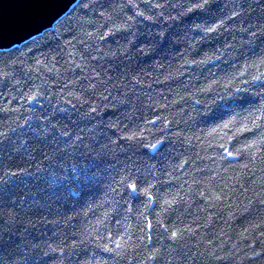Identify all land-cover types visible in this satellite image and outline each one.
<instances>
[{
    "label": "clouds",
    "instance_id": "9594fccd",
    "mask_svg": "<svg viewBox=\"0 0 264 264\" xmlns=\"http://www.w3.org/2000/svg\"><path fill=\"white\" fill-rule=\"evenodd\" d=\"M141 3L151 4L155 8L161 7L155 0H113L110 8H104L100 0H85L83 7L90 12L104 8V11L100 12L102 20L97 22L95 32H90L80 25L75 33L76 43L72 45L70 51L75 52L76 45L83 43L94 58L101 62L107 59L115 64L120 58L118 53H126L127 46L118 42L116 48L109 47L101 53L100 41L106 38L105 32L101 29L107 24L106 32L112 35L131 30L134 17L126 15L125 12L129 6L135 12V17L153 19L140 8ZM219 26L216 25L208 31H215ZM260 31L264 32V29ZM256 36L257 32L253 31L251 37ZM258 47L259 51L257 46L250 42L249 47L240 51L238 58L233 61L234 64H238L243 60L240 70L232 72L227 80L216 78L214 86L204 87L193 94L199 95V98L195 99L183 122L189 128H197L201 124L215 125L207 130L200 128L194 135L181 132H172L169 135L168 117L158 118L159 123L155 127L153 126L155 121L150 119H145L143 124L133 123L132 127L127 124L121 127L122 121L119 118L107 122V127L114 128L119 133V139L125 141L127 147L141 159L151 160L152 157H157L167 160L170 155L167 149L170 145L166 144V141L179 139L182 135L185 143L189 145L194 140L197 142L201 151L196 155L206 163L201 167H195L193 162L191 171H182L184 165L189 162L188 158L182 159L170 170L165 168L163 171H158L155 164L147 163L146 171L151 173L152 179L147 180L145 187H138L135 179H129V175L126 174H121L119 180L110 178L108 165L119 149L116 147V141L111 140L106 133L97 141L99 133L96 131V125L89 128L76 124L68 129L58 128L56 124L49 122L47 127L32 129L36 140L45 145L49 144V137L57 144L64 138L65 143L63 147L58 146L50 152H44V160L40 163L47 161V169L37 164L35 171H30L29 162L33 159V149L25 148L27 141L20 136H17L19 144L11 136L32 120L31 109L27 107L29 101L38 105L43 100L52 105L51 97H55L53 112L66 113L69 108L65 105H70L78 113V120L88 119L91 122L95 119L93 113L99 116L102 110L101 104L95 102L92 97H97L102 102L107 99L105 93L112 95V92L107 80L98 74H90L88 84L80 86V91L76 90L75 80L67 81L64 89L59 92H53L49 81L43 78L40 82L34 83L27 92L21 87L19 91L23 92L24 111L30 114L23 119L17 115L7 121L0 120V145L6 141L10 142L15 159L8 156V160L12 162L13 167H18L19 163L24 167L21 171H10L5 165L3 174L0 175V187L9 181L15 184L14 177L25 181L24 187L34 180L42 183L46 187L49 199H54L61 205L74 204L68 209L71 214L63 221L45 218L44 222L59 226L61 223L71 224L75 220L78 226L76 231L71 232V236L76 237L71 242L66 243L68 237L62 231L54 232V235L59 237V243L34 242L24 236V232L36 226L34 221L29 219L25 222L23 217L17 220L14 211L5 214L4 210H0V264H156L157 261H161L162 264H218V262L245 264L247 260H253L255 264H264V255H261L260 251H252L250 246L249 250L245 251V246L237 248L236 243H232L231 248L226 251L224 244L228 242L229 234L225 227L218 231L213 229V233L204 231L211 225L212 217L223 221L228 228H231L232 222L244 217L246 227L242 230L232 229L241 240L250 239L253 232L264 228V41H261ZM186 62L197 66L203 63ZM36 65L37 70L43 67L60 79L61 69L56 68L53 62L45 64L42 59L37 58ZM85 65L86 62L81 60L79 66L82 71H86ZM62 67L67 71L73 64L66 61V67ZM5 75L9 74L0 70V81ZM104 76H107L106 72ZM133 79L138 80L137 77ZM93 80L96 82L93 83ZM113 101L125 103L113 95L112 101L105 107L112 106ZM175 103L176 99L167 103L156 100L154 105L150 102L146 107L165 108ZM0 112H19V109L0 106ZM217 113L220 115L217 116ZM134 115V110L123 113L124 119L130 122ZM210 117L212 119H209ZM217 119L222 122L216 123ZM53 130L59 135L57 136ZM229 133L231 138H237L244 133H253V136L245 138L236 149L235 155L228 153L233 160L241 155L247 159L240 164L229 163L224 166L228 157L217 154L215 148L220 146L221 141L226 142ZM68 137L72 139L68 141ZM85 137L96 141V146H90L85 142ZM209 149L213 151L209 152ZM82 159L85 162L82 163ZM78 169L86 170V179L76 174ZM71 176L80 181L81 188L73 184ZM185 176L188 179H184ZM197 176L199 178H196ZM174 181L180 182L178 190L170 189L163 194L153 191L157 184ZM61 184L64 187H60ZM133 184L136 185L135 190L131 187ZM125 188L132 194L144 197V201L143 206L136 211L138 225L128 223L122 233L116 234L122 224L118 220L115 226H111L113 215L121 213L123 204L128 205L127 208H123L124 217L134 213L130 198L123 203L119 199ZM71 192H91L92 195H78L74 198ZM199 200L205 203L200 205ZM154 205L158 206L154 219L157 226V242L150 247L146 219ZM209 209H215L211 216L208 215ZM223 209H228L226 216L221 215ZM26 212L27 210L21 207V213L26 215ZM22 223L25 224L24 231H20L19 228ZM18 234L23 237L20 243L16 240ZM208 235H212L220 242L212 243L207 238ZM221 236L224 240H220ZM165 241L169 243L165 244ZM261 244L264 246V240Z\"/></svg>",
    "mask_w": 264,
    "mask_h": 264
},
{
    "label": "trees",
    "instance_id": "16d2710c",
    "mask_svg": "<svg viewBox=\"0 0 264 264\" xmlns=\"http://www.w3.org/2000/svg\"><path fill=\"white\" fill-rule=\"evenodd\" d=\"M100 2L104 4V8H110L113 0H100ZM84 3L85 0H79L51 29L20 46L0 51V70L9 74L0 81V106L19 109V112H0V120L7 121L17 115L23 119L29 115L30 113L24 111L23 92H20L19 89L23 87L24 92H27L34 83L40 82L42 78L49 81L53 92L61 91L64 89V84L72 80L77 82L76 90L80 91V86L88 84L90 74H98L107 80L112 92V95L106 92L107 99L102 102L97 97H92L95 102L101 104L102 110L99 116L93 113L95 119L91 122L88 119L78 120V113L70 105H65L69 108L66 113L53 112L55 97H51L52 105L43 100L38 105L29 101L27 107L31 109L32 120L18 133H12L11 136L12 139L17 140V144L20 143L17 136H20L27 141L25 148L33 149V159L29 162L30 171H35L37 164L47 169V161L40 163L44 160V152L64 146V138H61L57 144L52 142V138L49 137L47 145L36 140L32 129L38 130L47 127L49 122L56 124L58 128L68 129L73 128L76 124L89 128L96 125V131L99 133L97 141L103 138L106 133L111 140L116 141V147L119 149L108 165L110 178L114 177L119 180L121 174H126L129 175V179H135L138 187H145L147 180L152 179L151 173L146 171L147 163H153L158 171H163L165 168L170 170L182 159L188 158L189 162L184 165L182 171H191L193 162H195V167H201L206 161L198 159L196 154L201 150L195 140L189 145L185 143L182 135L179 139L166 141V144L170 145L167 149L170 153L167 160L157 157H152L151 160L141 159L127 147L125 141L119 139V133L114 128L107 127V122L116 121L119 118L122 121L121 127H124L125 124L132 127L133 123L143 124L145 119H150L155 121L153 125L155 127L159 123L158 118L168 117L169 135L172 132L194 135L200 128L207 130V128L215 126L214 124H201L197 128H189L183 121L194 105L195 99L199 98V95L193 96L197 90L212 87L216 78L227 80L232 72L240 70L243 60H240L238 64H234L233 61L238 58L240 51L249 47L250 42L257 46V51H259L258 46L261 41H264V32L260 31L264 29V0H209V3L203 7L195 6L199 0H155V3L161 5L159 8L141 3L140 8L145 11L146 15L153 17L151 20L135 17V12L129 6L125 12L126 15L134 17L131 30L112 35L106 32L107 24L101 29L106 35V38L100 41L101 53L109 47L116 48L118 42L127 46L128 51L122 54L118 53L120 58L115 64L107 59L101 62L98 58H94L83 43L76 45L75 52L70 51L72 45L76 43L75 33L80 25L86 27L90 32H95L97 22L102 20L100 12L104 11V8H101L100 11L90 12L83 7ZM216 25L220 26L215 31H208ZM253 31L257 32L255 38L251 37ZM37 58L42 59L45 64L53 62L56 68L61 69L60 79L43 67L37 70ZM81 60L86 62V71H82L79 66ZM66 61L73 64V67L67 71L62 67H66ZM186 61H203V63L197 66ZM105 72L107 76H104ZM133 77H137L138 80ZM15 81L21 83L15 84ZM113 85L115 87H112ZM126 92L127 95H125ZM113 95L124 100L125 103L119 104L113 101L112 106L105 107L112 101ZM173 99H176L177 103L169 104L165 108L146 107L150 102L154 105L156 100L167 103ZM255 99L258 100V98ZM133 110L135 115L131 122L124 119L123 113ZM102 121L104 123H101ZM215 122L221 123L222 121L217 119ZM53 131L55 132V130ZM55 134L59 135L58 132ZM252 136L253 133H244L237 138H231V133H229L226 142H220V146L215 148V152L228 157L224 166L229 163L240 164L247 159L241 155L233 160L232 156H228V153L231 152L235 155L236 149L240 147L245 138ZM71 139L72 137L67 138L68 141ZM85 142L90 146H96V141H92L88 137H85ZM80 151L82 152L83 149ZM208 151L213 150L209 149ZM8 156L15 159L10 142L6 141L5 144L0 145V175L3 174L5 165L10 171H21L24 167L22 163H19L18 167H13ZM81 162L85 161L82 159ZM85 173L86 170L78 169L76 174L86 179ZM13 179L16 180L15 184L9 181L8 184L0 187V210H4L5 214L14 211L17 214V220L23 217L25 222L29 219L35 222L36 226L24 232V236L34 242L59 243V237L55 236L54 232L62 231L68 237L66 243L76 239L71 236V232L77 230V221L73 220L68 225L61 223L59 226L44 222L45 218L63 221L66 216L71 214L68 209L74 204L61 205L56 200L49 199L45 185L35 180L24 187L25 181L19 177ZM71 179L77 188H81L80 181L76 180L75 176H71ZM184 179H188V177L185 176ZM60 187H64V185L61 184ZM179 188L180 182L174 181L173 183L157 184L153 191L163 194L170 189L178 190ZM71 195L75 198L78 195H92V193L71 192ZM129 198L134 213L124 217L123 208H127L128 205L123 204L121 213L113 215L111 218V226H115L118 220L122 224L116 234L122 233L128 223L133 226L138 225L136 211L143 206L144 197L132 194L125 188L119 199L123 203ZM13 202L15 203L13 204ZM198 203L203 205L205 201L199 200ZM21 207L27 210L26 215L21 213ZM157 207L153 206L146 219L147 239L150 247L157 242V226L154 224ZM213 211L215 209H209L208 215L211 216ZM227 212L228 209H223L221 215L226 216ZM221 227H225L229 234L228 242L224 244L226 251L231 248L232 243H236L237 248L243 245L245 246L244 250L248 251L250 246L252 251H260L261 255H264V246L261 244V241L264 240V228L253 232L250 239L241 240L232 232V229L242 230L246 227L244 217L232 222L231 228L225 226L223 221L217 217H212L211 225L204 231L213 233V229L218 231ZM19 228L20 231H24L25 224H20ZM207 238L214 244L220 242L215 240L212 235H208ZM22 239L23 237L18 234L17 243H20ZM220 240H224V237L221 236ZM164 243L169 242L165 241ZM156 264H162V262L157 261ZM218 264H224V262H218ZM245 264H255V261L247 260Z\"/></svg>",
    "mask_w": 264,
    "mask_h": 264
},
{
    "label": "water",
    "instance_id": "95a60500",
    "mask_svg": "<svg viewBox=\"0 0 264 264\" xmlns=\"http://www.w3.org/2000/svg\"><path fill=\"white\" fill-rule=\"evenodd\" d=\"M79 0H0V51L51 29Z\"/></svg>",
    "mask_w": 264,
    "mask_h": 264
},
{
    "label": "snow or ice",
    "instance_id": "6c2138e0",
    "mask_svg": "<svg viewBox=\"0 0 264 264\" xmlns=\"http://www.w3.org/2000/svg\"><path fill=\"white\" fill-rule=\"evenodd\" d=\"M209 3V0H199V3H197L195 6L196 7H203L205 4ZM230 154V152H229ZM132 189L135 190L136 189V185L133 184L131 185Z\"/></svg>",
    "mask_w": 264,
    "mask_h": 264
}]
</instances>
